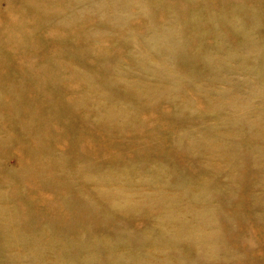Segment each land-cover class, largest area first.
I'll return each mask as SVG.
<instances>
[{
	"label": "rangeland",
	"instance_id": "obj_1",
	"mask_svg": "<svg viewBox=\"0 0 264 264\" xmlns=\"http://www.w3.org/2000/svg\"><path fill=\"white\" fill-rule=\"evenodd\" d=\"M0 264H264V0H0Z\"/></svg>",
	"mask_w": 264,
	"mask_h": 264
}]
</instances>
